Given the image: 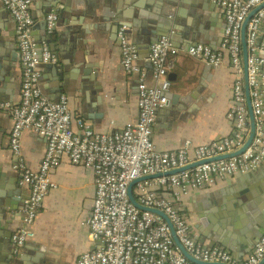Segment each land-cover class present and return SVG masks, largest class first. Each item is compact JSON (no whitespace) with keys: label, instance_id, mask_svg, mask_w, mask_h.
Returning a JSON list of instances; mask_svg holds the SVG:
<instances>
[{"label":"crops","instance_id":"0c3cea01","mask_svg":"<svg viewBox=\"0 0 264 264\" xmlns=\"http://www.w3.org/2000/svg\"><path fill=\"white\" fill-rule=\"evenodd\" d=\"M56 1L62 8L54 5L52 9L58 14V19L51 38L54 46L63 48L55 55L59 58L60 70L68 66L69 76L65 82L58 83L59 86L62 83L67 86L62 93L52 83L49 65L40 64L42 93L51 100H59L64 95L68 97L73 113L72 126L76 131L81 130V120L91 123L98 133L123 131L126 123L139 115V77L137 73L127 72L122 63L115 11L125 6L129 14H135L134 17L136 10L139 11L136 17L139 24L134 27L131 19H125L124 23L132 26L129 38L137 49L138 64L146 70L150 84L156 83L151 52L139 40L146 39L148 32L159 22L153 23L151 16H160L161 22L166 19L159 15L160 10L149 5L136 7L134 0ZM48 2L50 0H31L30 5L35 20L32 36L40 48L45 43L49 45L45 22L46 11L50 9ZM164 12L168 16L176 15L174 20L178 21L180 29V42L175 41L177 45L203 43L222 53L225 61L212 64L185 52L170 59L171 93L168 103L157 109L152 135L155 148L160 152H175L189 142L196 147L214 141L222 142L236 133V121L231 110L237 77L231 55L223 52L222 47L226 27L224 9L212 0H178L174 6L165 4ZM75 32H81L82 50L68 48ZM260 32L261 40L264 20L260 24ZM0 33V58L2 56L4 65L3 68L0 66V100L17 104L22 99L23 71L16 21L2 0ZM81 56L84 59L80 60ZM261 86L264 90V69ZM13 125V116L0 110V175L7 174L15 182L21 198L19 202L25 206L29 189L21 184L22 171L16 168V163L22 157L30 168L40 169L47 153L48 140L33 129H26L21 152L16 154L11 145ZM248 139L238 148L219 152L206 160L230 158L223 156H234L240 152ZM191 167L194 165L182 166L180 163L165 175L180 173ZM161 175L156 173L143 179L153 180ZM95 177L93 169L73 162L67 154L63 155L60 165L53 172L57 188L46 195L29 226L34 235L26 247V258L37 256L45 264H78L82 253L98 248L100 243L92 239L91 229L85 224L94 206ZM152 190L157 198L173 202L174 207L185 216L191 235L206 246L225 248L237 257L246 258L255 250L258 235H264V161L246 172L214 174L202 186H188L181 195L161 185H155ZM135 197L137 199L136 189ZM22 215L13 222L15 232L23 224ZM10 239L6 243L14 248L16 242Z\"/></svg>","mask_w":264,"mask_h":264},{"label":"built area","instance_id":"2783aa9c","mask_svg":"<svg viewBox=\"0 0 264 264\" xmlns=\"http://www.w3.org/2000/svg\"><path fill=\"white\" fill-rule=\"evenodd\" d=\"M2 1L16 21L23 71L21 101L15 104L0 100V110L8 111L14 119L12 150L20 154L26 129H33L48 140L47 153L40 169L33 170L22 157L16 163V168L22 171L21 184L29 189V199L22 209L23 224L14 233V242L21 245L33 237L29 226L35 220L46 195L57 188L53 172L60 165L63 155L67 154L73 162L83 163L93 169L96 176L94 206L85 224L91 229L92 239L100 245L95 250L82 253L78 264H197L181 252L171 226L162 215L142 210L131 201V183L156 173L163 175L137 183V200L144 206L158 207L164 211L173 223L179 240L194 257L205 262L259 264L264 259V235L246 258L237 257L225 248L206 246L191 235L185 216L174 207L173 202L157 198L152 188L161 185L181 195L188 186H202L214 174L246 172L264 161V90L261 86L264 34L260 40V24L264 20L262 7L247 26L248 79L256 119L254 140L243 153L220 161L201 163L219 152L238 148L250 137L242 27L250 11L264 0H212L224 9L226 27L222 47L223 52L231 55L237 76L231 110L236 121V133L222 142L214 141L197 147L189 142L175 152L156 150L152 140L157 109L168 103L171 93L172 81L168 71L170 59L185 52L208 63L221 64L225 61L222 53L215 52L211 46L203 43L177 45L170 36H163L151 48L156 83L150 84L146 70L138 64L137 49L127 34L125 23L118 31V39L126 71L137 73L139 77V115L132 117L121 132L98 133L91 123L84 120L80 121L81 130L76 131L72 126L73 113L68 97L64 95L59 100H51L40 89V64L56 63L58 57L48 44L40 48L33 39L35 20L30 9L31 0ZM46 19L49 32H53L58 14L50 12ZM180 163L182 166L189 164L194 167L165 175Z\"/></svg>","mask_w":264,"mask_h":264},{"label":"water","instance_id":"95a60500","mask_svg":"<svg viewBox=\"0 0 264 264\" xmlns=\"http://www.w3.org/2000/svg\"><path fill=\"white\" fill-rule=\"evenodd\" d=\"M134 3L136 4V7L149 5L153 9L156 8L157 10H160L159 15L163 16L166 19V20H162V22H161L160 16H158V18L151 16V21L153 23H157L158 21L159 22L155 25V27H153L151 29V32H148L146 39H143V40L140 39L139 40L141 45L146 46V48H148L151 52L152 46L155 45L160 40V38L163 36H170L174 41L180 42V37H179L180 36V33H179L180 29H179V25L177 23L178 21L174 20V17L176 15L170 14V16H168L164 12L165 4L174 6V4L178 3V0H134ZM54 5L56 6V8H60V9L62 8V7H60V5L57 4L56 0H50V2L47 3V6L50 9L46 12L47 13L53 12L52 9L54 8ZM262 7H264V2L262 4H260L259 6H257L256 8H254L252 11H250V13L246 17V19L243 23V27H242V41H243L244 66H245V77H246V92H247V101H248V106H249V113H250V118H251V133H250V137H249L248 141L246 142V144L244 145V147L241 149L240 152L236 153L235 155H238V154H240L246 150V148L254 140L255 133H256V119H255V114L253 111L252 97H251V93H250L251 90H250L249 79H248L249 52H248V43H247V30H248L247 26H248V23L250 22V20L253 18V16ZM62 12H63L62 14H64V9H62ZM115 12H117L116 17H115L116 22H117V33H118L120 27L125 24L124 23L125 19H131L132 22L134 23V27H135V24L136 25L139 24V22L136 21V17H138L137 15L139 14L138 10H136V17H134L135 14H133V13L129 14L128 7H125V6L118 8V10H116ZM45 22H46V28H48V20L46 19ZM126 25H127V29H126L127 34L128 35L132 34V32H133V30L131 29L132 26H130L128 24H126ZM51 34H52V32H49L48 43L50 45L51 51L54 54H58L59 50L60 49L62 50L63 48H61L60 46H54L53 45L55 42H53V40L51 38ZM74 35H75V38L73 39V41H71L69 43L68 48H74V49L81 48V50H82L83 49V42L81 39V32H75ZM79 59L81 60L84 58H83V56H81ZM58 60H59V58H58ZM46 65H49L48 69H49V72L51 73V77L53 79V81H52L53 85L58 86L59 89L61 90V92L63 93V90H66L67 86L65 83H62V85L59 86L58 83L60 84L61 82H65L66 81L65 79L68 78V76H69L68 66L65 67L63 70H60L58 62L47 63ZM0 66H1V68H3V66H4L3 61H2V56L0 58ZM231 156H233V154H227V155H224L223 158H227V157H231ZM205 161H210V160H205ZM145 177H147V176H145ZM143 178L144 177H142L141 179L134 180L131 183V185L129 187V193H130L131 201L137 207L141 208L142 210H149V211L157 212L158 214L162 215L166 219V221L169 223V225L171 226L174 239H175L177 245L179 246V248L182 250L184 255H186L189 259H191L195 263H197V264H226V263H218V262H205V261L199 260L196 257H194L185 248L183 243H181V241L179 240V237L176 235L175 228H174L173 223L171 222L169 216L164 211H162L160 209L144 206L143 204H141L136 199L135 187L139 181L146 180ZM20 200H21L20 194L17 190V185L15 184V182H13L7 174H1L0 175V264H45L42 259L38 260L37 256H34L33 258L30 259V258H26L24 255V253L26 252V247L28 246L29 241L32 240L31 238H33V237H31L24 244H21V245L14 243V248H12L13 246L12 247L8 246V244L6 243L7 239L9 237L11 238L10 240L13 241V235L15 233V229L12 227V225H13L14 220H16V218L22 214V212L20 210L23 208L24 204H21V202H19ZM8 233H10L9 236H8ZM258 236L259 237H258V239H256L257 241L254 244H258V242L260 241V238H262L263 234L258 235ZM259 264H264V259Z\"/></svg>","mask_w":264,"mask_h":264},{"label":"clouds","instance_id":"9594fccd","mask_svg":"<svg viewBox=\"0 0 264 264\" xmlns=\"http://www.w3.org/2000/svg\"><path fill=\"white\" fill-rule=\"evenodd\" d=\"M166 220V219H165Z\"/></svg>","mask_w":264,"mask_h":264}]
</instances>
